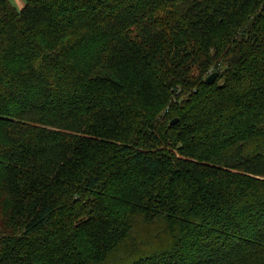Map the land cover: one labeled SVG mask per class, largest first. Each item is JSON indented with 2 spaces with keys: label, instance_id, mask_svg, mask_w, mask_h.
<instances>
[{
  "label": "trees",
  "instance_id": "obj_1",
  "mask_svg": "<svg viewBox=\"0 0 264 264\" xmlns=\"http://www.w3.org/2000/svg\"><path fill=\"white\" fill-rule=\"evenodd\" d=\"M24 2L0 264H264V0Z\"/></svg>",
  "mask_w": 264,
  "mask_h": 264
},
{
  "label": "water",
  "instance_id": "obj_2",
  "mask_svg": "<svg viewBox=\"0 0 264 264\" xmlns=\"http://www.w3.org/2000/svg\"><path fill=\"white\" fill-rule=\"evenodd\" d=\"M218 75H219V73H217V72H215V73H213L212 75H210V76L207 78V80H206L207 84H211V85L215 84V82H216V80H217V78H218ZM172 123L175 124L176 121H173Z\"/></svg>",
  "mask_w": 264,
  "mask_h": 264
},
{
  "label": "rangeland",
  "instance_id": "obj_3",
  "mask_svg": "<svg viewBox=\"0 0 264 264\" xmlns=\"http://www.w3.org/2000/svg\"><path fill=\"white\" fill-rule=\"evenodd\" d=\"M9 1L12 5H14L18 9L22 8L25 4L24 0H9Z\"/></svg>",
  "mask_w": 264,
  "mask_h": 264
}]
</instances>
